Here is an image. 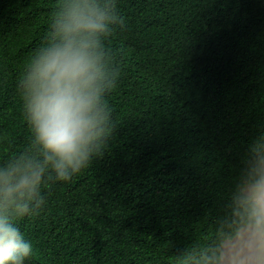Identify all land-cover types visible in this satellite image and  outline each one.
Instances as JSON below:
<instances>
[{
	"label": "trees",
	"instance_id": "16d2710c",
	"mask_svg": "<svg viewBox=\"0 0 264 264\" xmlns=\"http://www.w3.org/2000/svg\"><path fill=\"white\" fill-rule=\"evenodd\" d=\"M59 0H0V166L31 148L19 81ZM108 146L15 221L25 264H207L264 152V0H116Z\"/></svg>",
	"mask_w": 264,
	"mask_h": 264
},
{
	"label": "clouds",
	"instance_id": "9594fccd",
	"mask_svg": "<svg viewBox=\"0 0 264 264\" xmlns=\"http://www.w3.org/2000/svg\"><path fill=\"white\" fill-rule=\"evenodd\" d=\"M124 25L116 0H59L46 41L19 81L31 148L0 166V264H25L32 255L15 221L43 210L42 188L70 181L107 148L116 125L104 96L119 70L103 39ZM254 151L235 201L241 243L217 250L207 264H264V152Z\"/></svg>",
	"mask_w": 264,
	"mask_h": 264
},
{
	"label": "rangeland",
	"instance_id": "374dc122",
	"mask_svg": "<svg viewBox=\"0 0 264 264\" xmlns=\"http://www.w3.org/2000/svg\"><path fill=\"white\" fill-rule=\"evenodd\" d=\"M241 243V238L237 235L235 238L227 240L224 245H223V249L226 247H231L234 245H239Z\"/></svg>",
	"mask_w": 264,
	"mask_h": 264
}]
</instances>
